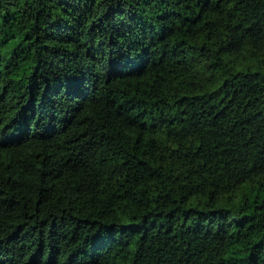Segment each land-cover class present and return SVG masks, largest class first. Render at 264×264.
Wrapping results in <instances>:
<instances>
[{"label":"trees","instance_id":"1","mask_svg":"<svg viewBox=\"0 0 264 264\" xmlns=\"http://www.w3.org/2000/svg\"><path fill=\"white\" fill-rule=\"evenodd\" d=\"M0 264H264V0H0Z\"/></svg>","mask_w":264,"mask_h":264}]
</instances>
